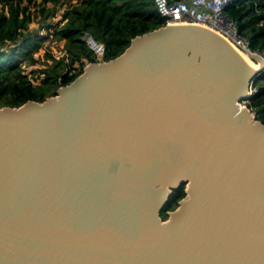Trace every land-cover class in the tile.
I'll list each match as a JSON object with an SVG mask.
<instances>
[{"label": "water", "instance_id": "water-1", "mask_svg": "<svg viewBox=\"0 0 264 264\" xmlns=\"http://www.w3.org/2000/svg\"><path fill=\"white\" fill-rule=\"evenodd\" d=\"M258 71L168 23L0 105V264H264V121L241 104Z\"/></svg>", "mask_w": 264, "mask_h": 264}, {"label": "trees", "instance_id": "trees-1", "mask_svg": "<svg viewBox=\"0 0 264 264\" xmlns=\"http://www.w3.org/2000/svg\"><path fill=\"white\" fill-rule=\"evenodd\" d=\"M62 10L57 22H48ZM227 13L250 48L264 50V0H240L231 3ZM168 14L156 0H0V105L20 106L28 100L43 101L57 89L77 78L91 62L106 61L122 54L132 40L147 31L165 26ZM39 22L40 27H30ZM43 30V31H42ZM102 43L104 52L97 57L90 41ZM51 38L63 40V54L48 48L44 65L22 73V63L37 61L33 51ZM253 93L245 104L264 121V69L253 78ZM185 182L169 196L161 210L178 206L186 196Z\"/></svg>", "mask_w": 264, "mask_h": 264}, {"label": "built area", "instance_id": "built-area-1", "mask_svg": "<svg viewBox=\"0 0 264 264\" xmlns=\"http://www.w3.org/2000/svg\"><path fill=\"white\" fill-rule=\"evenodd\" d=\"M160 6V10L168 14L167 23H198L210 25L221 33L226 34L231 40L238 45L243 51L249 55H255L253 58L260 64V68L264 69V50H252L247 38L241 36L238 32L236 20L230 16L226 9L234 1L240 0H156ZM165 9H163V7ZM98 58L104 52L102 43L94 42L91 44ZM262 59V62H261ZM254 87L250 88V95L253 93ZM242 105L243 104L241 102Z\"/></svg>", "mask_w": 264, "mask_h": 264}, {"label": "rangeland", "instance_id": "rangeland-1", "mask_svg": "<svg viewBox=\"0 0 264 264\" xmlns=\"http://www.w3.org/2000/svg\"><path fill=\"white\" fill-rule=\"evenodd\" d=\"M62 17V10H59L58 14L56 17L54 18H51L48 20V22H57L60 18ZM40 23L39 22H32L30 24V27L33 28V27H40ZM43 31V30H42ZM63 44H64V41L63 40H55V39H51V38H48L46 40H44V45L38 49V50H35L33 51V54L35 55V57L37 58V61L34 62V63H30L28 60H25L23 63H22V73H27L28 75L31 74V71L33 69H36L40 66H43L44 65V61H45V52L48 48H50L54 54H56L57 56H61L63 54ZM253 61H255L254 58H252ZM90 64V63H88ZM87 64V65H88ZM86 65V66H87ZM85 66V68H86ZM241 102L243 104H245V99H241Z\"/></svg>", "mask_w": 264, "mask_h": 264}, {"label": "bare ground", "instance_id": "bare-ground-1", "mask_svg": "<svg viewBox=\"0 0 264 264\" xmlns=\"http://www.w3.org/2000/svg\"><path fill=\"white\" fill-rule=\"evenodd\" d=\"M190 23H194V22H190ZM201 25H204V24H201ZM204 26H207V27L213 29L214 31L219 33L221 36H223L236 49V51L242 57L243 61L248 63V64H250L254 68V71H257L260 68V64L258 62H256V61H253L252 57L247 52L243 51L238 45H236L231 40V38H229L226 34L221 33L220 31H218L217 29L213 28L210 25H204Z\"/></svg>", "mask_w": 264, "mask_h": 264}]
</instances>
